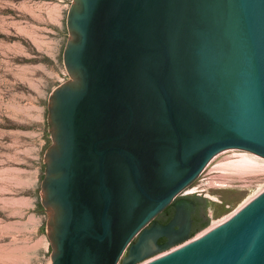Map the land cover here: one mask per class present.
<instances>
[{
	"label": "water",
	"instance_id": "obj_1",
	"mask_svg": "<svg viewBox=\"0 0 264 264\" xmlns=\"http://www.w3.org/2000/svg\"><path fill=\"white\" fill-rule=\"evenodd\" d=\"M65 24L49 264H264V190L194 238L183 196L222 151L264 158V0H73Z\"/></svg>",
	"mask_w": 264,
	"mask_h": 264
},
{
	"label": "rangeland",
	"instance_id": "obj_2",
	"mask_svg": "<svg viewBox=\"0 0 264 264\" xmlns=\"http://www.w3.org/2000/svg\"><path fill=\"white\" fill-rule=\"evenodd\" d=\"M72 1L0 0V264L50 263L40 195L43 159L52 145L47 104L51 92L71 80L62 52ZM243 152H220L184 191L197 198L207 223L190 238L220 224L264 190V165L240 175L222 169Z\"/></svg>",
	"mask_w": 264,
	"mask_h": 264
},
{
	"label": "bare ground",
	"instance_id": "obj_3",
	"mask_svg": "<svg viewBox=\"0 0 264 264\" xmlns=\"http://www.w3.org/2000/svg\"><path fill=\"white\" fill-rule=\"evenodd\" d=\"M264 165V158L259 157L249 152H243L240 158L224 165L223 170H230L233 173L243 174L246 170L254 167L255 165ZM264 168V166H263Z\"/></svg>",
	"mask_w": 264,
	"mask_h": 264
},
{
	"label": "flooded vegetation",
	"instance_id": "obj_4",
	"mask_svg": "<svg viewBox=\"0 0 264 264\" xmlns=\"http://www.w3.org/2000/svg\"><path fill=\"white\" fill-rule=\"evenodd\" d=\"M187 198H190L194 201V204H195V210L194 212L191 214V219H192V229L193 227L195 226L196 222L200 219L202 221H204V217L201 213V209L199 207V204H198V200L196 197L194 196H191V195H187L185 196ZM173 216V209L171 208V206L167 207L162 213H160L155 219L158 223L160 224H166L168 223V221L172 218ZM191 229V231H192ZM165 242V239H158L157 243L159 245L163 244Z\"/></svg>",
	"mask_w": 264,
	"mask_h": 264
},
{
	"label": "trees",
	"instance_id": "obj_5",
	"mask_svg": "<svg viewBox=\"0 0 264 264\" xmlns=\"http://www.w3.org/2000/svg\"><path fill=\"white\" fill-rule=\"evenodd\" d=\"M206 225H207V223H206L205 221L199 220V223L196 224V225L193 227V229H192V231H191V235H194V234H195L196 232H198L200 229L205 228Z\"/></svg>",
	"mask_w": 264,
	"mask_h": 264
},
{
	"label": "built area",
	"instance_id": "obj_6",
	"mask_svg": "<svg viewBox=\"0 0 264 264\" xmlns=\"http://www.w3.org/2000/svg\"><path fill=\"white\" fill-rule=\"evenodd\" d=\"M186 193V192H185ZM185 194H184V192H183V196H184Z\"/></svg>",
	"mask_w": 264,
	"mask_h": 264
}]
</instances>
